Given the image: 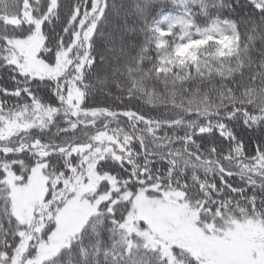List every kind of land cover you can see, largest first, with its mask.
<instances>
[{
    "label": "snow or ice",
    "instance_id": "6c2138e0",
    "mask_svg": "<svg viewBox=\"0 0 264 264\" xmlns=\"http://www.w3.org/2000/svg\"><path fill=\"white\" fill-rule=\"evenodd\" d=\"M0 80V129L18 126L0 139V264H264L138 210L177 191L205 239L264 225V0H0ZM39 174L42 205L21 207ZM78 176L83 211L58 239L56 193Z\"/></svg>",
    "mask_w": 264,
    "mask_h": 264
},
{
    "label": "rangeland",
    "instance_id": "374dc122",
    "mask_svg": "<svg viewBox=\"0 0 264 264\" xmlns=\"http://www.w3.org/2000/svg\"><path fill=\"white\" fill-rule=\"evenodd\" d=\"M12 22H15V16H12ZM29 67L37 66L33 64ZM17 127L13 124L6 129H0V139L12 135ZM47 180V176L39 174L30 177L27 185H21L17 194L20 206L23 207L32 201L42 205L43 196L47 192ZM66 188V191L56 193L57 200L68 201L62 216L65 232L58 239L71 232L73 224L83 211L78 203V196H73L70 200L68 196L70 192L84 190L85 186L80 177L78 176L73 184L66 185ZM161 197L145 198L138 202V210L142 213V218L158 235L207 249L210 255L221 260L240 261L250 257L254 252L258 260L264 261V225L251 220L244 222L233 220V229L228 230L230 240L205 239L196 229L197 209L189 206L183 199V193L167 191L162 192Z\"/></svg>",
    "mask_w": 264,
    "mask_h": 264
},
{
    "label": "trees",
    "instance_id": "16d2710c",
    "mask_svg": "<svg viewBox=\"0 0 264 264\" xmlns=\"http://www.w3.org/2000/svg\"><path fill=\"white\" fill-rule=\"evenodd\" d=\"M118 2H119V0H118ZM9 15H11V16H15V10H13L12 12H10L9 13ZM131 23V22H130ZM226 43V45H231V41L229 40V41H226L225 42ZM182 55H187V54H190L189 52H188V49H184V51L181 53ZM4 81L3 80H0V83H3ZM197 209V213H199V211H200V209H198V208H196ZM219 213H217V215H218ZM199 218V217H198Z\"/></svg>",
    "mask_w": 264,
    "mask_h": 264
}]
</instances>
